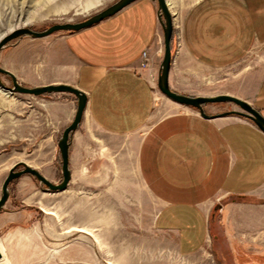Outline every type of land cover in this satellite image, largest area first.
Returning <instances> with one entry per match:
<instances>
[{"label": "crops", "instance_id": "crops-1", "mask_svg": "<svg viewBox=\"0 0 264 264\" xmlns=\"http://www.w3.org/2000/svg\"><path fill=\"white\" fill-rule=\"evenodd\" d=\"M167 1L177 45L170 86L182 63L202 68L234 64L249 48L264 43V0ZM35 39L39 51L24 65L30 74L20 60L3 64L17 78L30 79L32 86L66 83L87 94L82 120L70 137L71 179L62 190L45 191L62 193L64 213L76 205L80 214L62 217L52 209L54 201L40 207L53 212H45L53 224L48 234L54 244L49 245L46 263L38 261L41 255L34 250L32 233L4 232L0 241L10 264H55L57 259L61 264L77 259L82 261L78 264H97L86 243L69 245L68 234L75 231L82 241L92 238L101 246L99 223L128 221L137 205L150 209L155 232L172 240L179 255L205 248L217 210L218 216L225 212L235 232L231 238L247 249L264 245V132L246 116L226 114V107L215 104L220 102L205 106L210 117L176 101L166 113L157 106L155 78L164 51L157 0H135L89 27ZM144 51L146 67L141 66ZM240 98L264 114V90L259 92L257 86L252 96ZM47 102L58 116L57 125L72 121L74 94L56 92ZM104 208L108 212L99 213ZM74 222L79 225H71ZM82 226L91 233L72 230ZM95 233L100 243L94 241ZM249 256L264 257L254 253L243 259Z\"/></svg>", "mask_w": 264, "mask_h": 264}, {"label": "rangeland", "instance_id": "rangeland-1", "mask_svg": "<svg viewBox=\"0 0 264 264\" xmlns=\"http://www.w3.org/2000/svg\"><path fill=\"white\" fill-rule=\"evenodd\" d=\"M115 1L117 0H0V36L23 26L43 30L58 22L81 21ZM23 39L28 41L21 42ZM36 40L38 39L31 36L11 40L0 50V66L6 68L3 63L10 59L20 60L19 65H23L24 70V65L30 64L32 54L39 51L38 45L33 43ZM176 51L177 45L173 36V55ZM163 54L164 51L161 61ZM207 65L202 68L191 63H182L180 68H177L178 76L171 81V88L193 96H214L229 92L239 98L252 96L257 86L259 92L264 90V73L263 78L261 76V72H264V43L249 48L247 56L234 64ZM25 70L30 74L28 68L25 67ZM0 79L6 86H12L10 76L0 73ZM17 79L23 85L32 86L29 84L30 79L24 77ZM155 79L157 84L158 75ZM52 94L12 93L0 88V196L2 184L10 168L18 162H26L54 183H59L63 179L58 141L66 126L57 125V114L48 108L47 101ZM175 104V101L160 91V98L157 100L159 108L164 109L166 113L171 111V106ZM207 104L209 103L204 105V109ZM215 104L226 107L227 111L241 110L233 102ZM252 105L258 108L255 104ZM23 167L22 164L18 166L19 169ZM9 190V199L0 211V216L4 218H0V237L6 231L17 229H21L25 234L32 233L36 237L31 240L35 243L34 250L39 251L41 255L38 261L46 263L49 245H54L50 242L53 241V236L48 234V228H52L53 224L50 215L47 214L53 212L40 207H48L49 201H54L51 207L62 217L69 213L78 216L79 207L72 205L68 212L64 213L60 197L62 193L45 192L46 185L40 183L32 174H23L13 179L9 184ZM107 212L106 208L99 210V213ZM219 212L220 210L214 212L210 228L211 237L205 248L199 253L187 256L177 254L173 241L155 232L151 222L152 212L140 205H137L135 215H131L128 221L99 223L103 241L101 246L96 245L92 238L87 242L82 241L81 235L75 231L69 233L70 238L67 239H72L69 245L73 248L86 243L84 247L90 251L97 264H264V257L257 259L249 256L248 259H243L244 254L255 253L264 256V245L248 246L247 249L239 240L231 238L230 234L235 232L226 223L225 212L218 216ZM6 216L9 221H6ZM71 225L79 223L74 222ZM79 228H83L85 232ZM56 230L59 233L63 231L59 223ZM72 230L91 233V229L85 226L74 227ZM94 236V241L100 243L96 233ZM0 252L1 264H10L1 241ZM84 262L90 264L88 260ZM54 263L61 264L62 261L57 259ZM78 263L82 261L77 259L71 262Z\"/></svg>", "mask_w": 264, "mask_h": 264}, {"label": "water", "instance_id": "water-1", "mask_svg": "<svg viewBox=\"0 0 264 264\" xmlns=\"http://www.w3.org/2000/svg\"><path fill=\"white\" fill-rule=\"evenodd\" d=\"M135 0H117L114 3L108 5L107 7L101 9L95 14L87 17L84 20L77 22H58L50 25L43 30H35L30 27H18L13 29L9 33H5L0 39V50L5 47L11 40L16 38H21L24 36H31L33 38L44 37L52 34L56 31H78L83 28L89 27L101 20L113 15L126 5L130 4ZM158 2V17L163 28L164 37V54L163 59L160 63V69L158 74L157 84L160 91L165 94L170 99L189 106L196 107L199 109L204 117H210L205 109L204 105L206 103L214 102H233L237 104L241 110H231L225 112L226 114L237 113L250 118L263 132H264V114L252 105L250 102L241 99L232 94H218L214 96H193L185 93L173 90L169 82V73L171 69L173 53H172V37L174 32L173 17L167 0H157ZM0 73L6 74L12 79V86H6L0 79V88L9 92H21L31 95H43L45 93H56V92H67L72 93L77 98V108L73 120L64 128L62 136L58 141V146L62 158V173L63 179L59 183H54L49 180L45 175H43L38 169L30 166L26 162H18L13 165L8 175L6 176L2 184V192L0 196V211L5 207L6 202L9 199L10 190L9 184L11 181L23 174H32L35 176L40 183L46 185L47 190H62L67 187L71 179V171L69 167V146L70 137L73 131H75L84 114L86 104H87V94L70 84L59 83V84H45L37 86H26L21 84L15 74L5 67L0 66ZM22 164L24 167L17 170L16 168ZM1 257V253H0Z\"/></svg>", "mask_w": 264, "mask_h": 264}, {"label": "built area", "instance_id": "built-area-1", "mask_svg": "<svg viewBox=\"0 0 264 264\" xmlns=\"http://www.w3.org/2000/svg\"><path fill=\"white\" fill-rule=\"evenodd\" d=\"M142 55H143L144 59L141 62V66L146 67L148 65V62H147V51H144Z\"/></svg>", "mask_w": 264, "mask_h": 264}, {"label": "bare ground", "instance_id": "bare-ground-1", "mask_svg": "<svg viewBox=\"0 0 264 264\" xmlns=\"http://www.w3.org/2000/svg\"><path fill=\"white\" fill-rule=\"evenodd\" d=\"M15 29H16V28H15ZM1 38H2V36H0V39H1ZM79 230L85 232V230H84L83 228H79ZM1 261H2V259H1V257H0V264L2 263Z\"/></svg>", "mask_w": 264, "mask_h": 264}, {"label": "flooded vegetation", "instance_id": "flooded-vegetation-1", "mask_svg": "<svg viewBox=\"0 0 264 264\" xmlns=\"http://www.w3.org/2000/svg\"><path fill=\"white\" fill-rule=\"evenodd\" d=\"M16 169H17V170H19V168H18V167H17Z\"/></svg>", "mask_w": 264, "mask_h": 264}]
</instances>
